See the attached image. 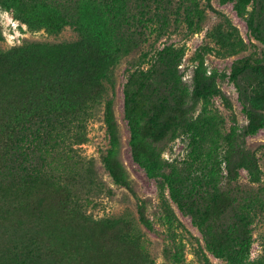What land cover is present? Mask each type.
Listing matches in <instances>:
<instances>
[{
    "label": "trees",
    "instance_id": "1",
    "mask_svg": "<svg viewBox=\"0 0 264 264\" xmlns=\"http://www.w3.org/2000/svg\"><path fill=\"white\" fill-rule=\"evenodd\" d=\"M221 1L233 2L253 37L264 42V0ZM174 2L6 0L29 29L57 33L70 24L79 37L58 43L27 41L0 49V264L155 263L132 221L121 217L93 219L73 205L78 191L72 184L76 177L70 162L59 175L45 166L72 158L69 150L59 149L63 130L78 128L73 133L75 142L88 141L86 122L93 106L109 93L112 67L122 55L140 46L146 29L154 24H159L160 30L169 26ZM181 9L189 29L199 28L203 10L196 0H178L176 20ZM228 37L232 50L245 48L234 27ZM165 65V89L173 96L177 92L175 72L170 63ZM249 73L258 79L256 85L250 90L240 83L237 86L241 102L248 106V131L254 133L264 125L255 112L264 110V56L254 61L241 59L232 70V78L238 80ZM195 76L196 96L215 94L201 66ZM133 103L127 116L135 159L150 176L163 177L170 199L191 214L211 250L225 264H264V254L250 259L249 227L257 211L264 210V193L242 189L237 191L242 192L237 199L221 190L222 134L217 117L205 115L194 122L184 119L177 123L192 135L194 143L186 164H172L163 172L166 163L148 139H160L169 132L173 126L170 117L178 109L171 105L167 93L158 103L142 99ZM141 111L146 116L144 123L138 115ZM105 115L110 134L106 169L117 183L133 190L120 159L122 142L112 98L106 102ZM139 212L140 220L150 226L143 207ZM176 222H180L176 212L164 198V224L175 242ZM176 248L174 262L182 264V240Z\"/></svg>",
    "mask_w": 264,
    "mask_h": 264
},
{
    "label": "rangeland",
    "instance_id": "2",
    "mask_svg": "<svg viewBox=\"0 0 264 264\" xmlns=\"http://www.w3.org/2000/svg\"><path fill=\"white\" fill-rule=\"evenodd\" d=\"M174 1L169 26L160 30V25L154 24L146 29L140 46L122 55L112 67L107 83L109 93L93 106L86 122L88 141L82 144L75 142L73 133L78 128L63 130L59 149L69 150L72 158L51 162L45 167L59 175L64 173L63 167L70 162L76 177L72 184L78 191L73 205L93 219L121 217L132 221L140 229L154 264H178L174 262V254L176 243L181 240L184 243L182 264H225L226 261L211 250L207 236L198 228L191 214L170 199L163 177L150 176L135 159L127 112L133 107L134 99L158 103L166 93L171 105L178 109L170 117L172 129L160 139H148L166 163L163 172L168 171L172 164H186L194 143L192 135L177 123L184 119L194 122L205 115L216 116L222 134L219 148L221 190L237 199L242 194L237 191L242 189L264 193V125L254 133L248 131V106L241 102L237 86L240 83L250 90L258 79L250 73L238 80L232 78V70L241 59L254 61L264 56V42L253 37L246 19L238 14L233 2L196 0L199 9L203 10V19L199 28L190 30L184 21L183 9L176 20L178 0ZM251 8L248 6V10ZM233 27L245 43L241 50H232V40L228 35ZM78 37V31L70 24L57 33L46 28L31 30L16 18L15 9L8 7L6 0H0V49L7 50L27 41L58 43ZM166 63L172 65L177 81V92L173 96L165 89ZM198 66L202 67L216 91L210 97L195 95ZM109 98L114 101L121 135L120 159L131 177L133 190L117 183L106 169L110 134L105 109ZM255 112L264 122V110ZM138 115L142 116L144 123V112ZM164 198L172 204L180 221L179 224L176 222V242L171 238L174 234L164 224ZM140 207H143L150 226L140 220ZM249 227L252 237L250 259L253 260L264 254V210L257 211Z\"/></svg>",
    "mask_w": 264,
    "mask_h": 264
}]
</instances>
